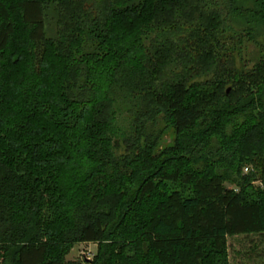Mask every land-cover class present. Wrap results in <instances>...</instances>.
Returning a JSON list of instances; mask_svg holds the SVG:
<instances>
[{
    "label": "trees",
    "instance_id": "trees-1",
    "mask_svg": "<svg viewBox=\"0 0 264 264\" xmlns=\"http://www.w3.org/2000/svg\"><path fill=\"white\" fill-rule=\"evenodd\" d=\"M251 233L264 0H0V264H231Z\"/></svg>",
    "mask_w": 264,
    "mask_h": 264
},
{
    "label": "rangeland",
    "instance_id": "rangeland-1",
    "mask_svg": "<svg viewBox=\"0 0 264 264\" xmlns=\"http://www.w3.org/2000/svg\"><path fill=\"white\" fill-rule=\"evenodd\" d=\"M244 50V60L253 63L257 55V47L253 44H247ZM235 63L240 67L242 60L236 55ZM126 108H121V114L118 117L119 122L124 124L128 120ZM162 126V124H161ZM174 132L171 127L164 128L159 140L158 149L173 144ZM250 169V167H249ZM226 187L231 188L233 185L226 182ZM254 186H261L260 180L253 182ZM228 255L231 264H264V236L258 233L236 235L228 237ZM97 246L95 243H78L66 255V261H89L96 253Z\"/></svg>",
    "mask_w": 264,
    "mask_h": 264
}]
</instances>
